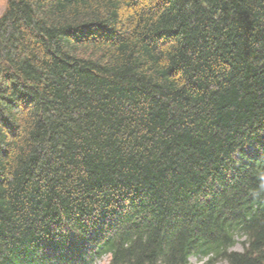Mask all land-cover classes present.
<instances>
[{
	"label": "trees",
	"instance_id": "1",
	"mask_svg": "<svg viewBox=\"0 0 264 264\" xmlns=\"http://www.w3.org/2000/svg\"><path fill=\"white\" fill-rule=\"evenodd\" d=\"M104 255L264 264V0H7L0 264Z\"/></svg>",
	"mask_w": 264,
	"mask_h": 264
},
{
	"label": "rangeland",
	"instance_id": "2",
	"mask_svg": "<svg viewBox=\"0 0 264 264\" xmlns=\"http://www.w3.org/2000/svg\"><path fill=\"white\" fill-rule=\"evenodd\" d=\"M6 2H7V0H0V15L3 12V10L5 9ZM243 239H244L243 236L237 237L234 245L231 248L235 249V250H241L242 249L241 243H242ZM108 260H109L108 256L104 255L101 258L96 259L91 264H108ZM204 260H205V258H199L197 256H191V257H189L188 264H201ZM217 264H226V262L222 261V262H219Z\"/></svg>",
	"mask_w": 264,
	"mask_h": 264
}]
</instances>
